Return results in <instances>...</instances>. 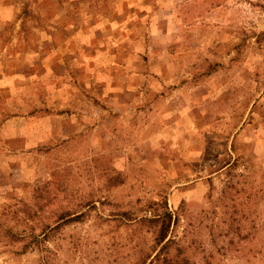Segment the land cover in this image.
<instances>
[{
	"label": "rangeland",
	"instance_id": "obj_1",
	"mask_svg": "<svg viewBox=\"0 0 264 264\" xmlns=\"http://www.w3.org/2000/svg\"><path fill=\"white\" fill-rule=\"evenodd\" d=\"M0 264H264V0H0Z\"/></svg>",
	"mask_w": 264,
	"mask_h": 264
}]
</instances>
